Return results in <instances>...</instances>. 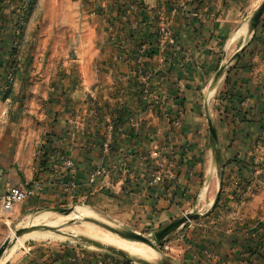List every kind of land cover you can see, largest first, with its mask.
I'll use <instances>...</instances> for the list:
<instances>
[{
	"label": "crops",
	"instance_id": "obj_1",
	"mask_svg": "<svg viewBox=\"0 0 264 264\" xmlns=\"http://www.w3.org/2000/svg\"><path fill=\"white\" fill-rule=\"evenodd\" d=\"M258 1L110 2L112 28L106 31L111 33L109 39L115 46L109 56L101 57L103 61L99 58L101 64L91 69L100 73L107 63L114 64L118 96L113 103L116 114L109 118L114 126H101L100 133H89V115L84 116V105L89 103L86 94L81 101L66 98L64 103L60 99L63 107L55 106L61 117L53 124L54 152L44 169L37 162L32 164L21 158L14 128L21 114L19 100L4 98L13 61V34L1 30L0 194L13 188L33 192L13 213L21 207L33 211L59 201H80L110 212L129 210L130 219L145 215L154 222L162 216L170 219L180 208L179 203L189 201L200 187H207L208 191L214 187L218 195L221 184L215 169L217 151L210 134L207 106L226 86L234 89L238 95L234 100H241L245 109L255 106L251 94L242 97L251 87L249 64L243 63L245 55L238 63L232 61L234 54L229 56L228 52L235 46H230L229 41L237 31L236 25L242 24L244 17L248 19L246 15ZM119 9L126 11L122 20H118ZM136 9L142 12H135ZM162 25L171 29L176 45L160 37ZM233 67L236 69L231 70ZM86 70L89 74L90 68ZM229 73L232 77L227 80ZM243 98L247 104L242 103ZM244 112L252 113L248 109ZM249 116L245 115L246 119L236 124L233 131L227 128V116L224 120L220 117L225 136H237L244 144L249 137L243 127L248 125ZM230 120L232 125L238 121L232 117ZM216 134L218 138L217 131ZM111 136V150L105 153L103 145ZM155 149L161 153V160L150 158ZM63 156L74 161V169L65 168L60 161ZM160 164L175 172L174 184H150ZM195 228L177 243L182 249L184 244L183 258L187 264H264L262 237L259 242L255 234L236 230L216 237L213 231L201 234ZM30 248L6 264H133L65 246L39 244Z\"/></svg>",
	"mask_w": 264,
	"mask_h": 264
},
{
	"label": "rangeland",
	"instance_id": "obj_2",
	"mask_svg": "<svg viewBox=\"0 0 264 264\" xmlns=\"http://www.w3.org/2000/svg\"><path fill=\"white\" fill-rule=\"evenodd\" d=\"M110 2L114 4L116 0H0V32L2 30L6 34H13V48L10 53L13 61L4 98L19 100L18 107L21 109V114L14 128L18 135L21 158L26 162H37L40 165L43 156L46 153L50 156L54 151L53 124L61 117L55 106L63 107L60 99L64 103L66 98L81 101L86 94L89 103L84 105V116L89 115V133H100L101 126L104 128L109 125L114 126L113 123H109V118L112 119L116 114L113 103L118 96L114 64L107 63L104 67L105 71L100 69V73L98 70L94 72V68L91 69L101 64L99 58L109 56V52L113 51L115 46L109 39L111 33L106 31L112 28L110 27L112 20L109 21L113 17ZM263 4L264 0H259L246 15L248 19L245 17L241 19L243 22L236 25L235 31L246 27L248 32L251 19ZM135 12L142 10L136 9ZM254 37H256L255 41H253ZM231 39L229 45L235 44V46L229 50V56L235 55L244 44L249 46H246V52L245 48L233 61H238L241 55H245L243 63L249 64L251 80L248 83L251 87L242 97L251 94L255 102L251 101V104L255 106L247 108L252 111L251 114H245L244 111L247 109L240 104L241 100H234L238 95L228 86L221 87L217 96L208 103L210 118L213 119V125L219 133L215 169L218 172L217 178L221 189L219 203L215 208L212 207L217 196L214 187L210 191L207 187L203 190L200 187L189 201L179 203L180 208L172 213L170 219L162 216L154 222L144 218L145 215L130 219L129 210L110 212L106 209L88 207L80 201L69 204L59 201L51 206L38 207L33 211L21 207L18 213H13L9 224H5V221L0 219V247L7 239L14 238L18 230L31 226L40 227V225L59 228V232L43 233L55 234L66 240L26 239L16 251H12L18 241L32 233L26 234L27 236L19 238L11 245L12 249L7 250L0 261L11 251L13 253L9 260L20 255L28 247L39 244L71 247L83 253L90 252L123 259L110 251L85 242L87 239L99 246L116 249L138 263L187 264L183 258L184 244L182 249L177 243L183 241L184 235L186 236L190 230L189 225H194L191 230L196 227L195 229L201 234L213 231L216 237L232 230L245 234L252 233L261 242L262 238L264 239V142L259 138L264 137V14L256 31L252 35L248 34L247 40L240 39L231 43ZM101 59L103 61V58ZM86 67L90 68L89 74ZM235 69V67L231 68V70ZM240 69L244 68L240 66ZM230 77L232 76L229 73L227 80ZM242 103L247 104V100H242ZM225 115L230 124L231 117L238 119L235 124L228 125L227 128L231 131L236 124H241L240 121L246 119L245 115H250L248 125L243 127V130L248 132L245 133L247 136L238 132L242 137L250 138L244 144H241L242 139L237 136L233 137L234 139H231L229 133L227 137L225 136L226 128L220 122V117L223 119ZM4 117L7 119L6 114ZM47 159L49 161V157ZM44 168L46 167H42ZM203 191L206 192V198L201 201ZM71 208H74V211L77 208H85L89 211L88 216L66 220V215L53 212L54 209ZM41 214H48L51 218L49 221L57 224L32 223ZM198 214L202 216L192 220V224L187 223L186 226H182L155 250L147 244L126 239L87 220H95L117 231L137 233L152 240L153 233L159 232L185 215ZM91 228H94L93 231ZM71 231L77 235H71ZM89 234H96L99 238L120 239L119 241L135 247L150 248L149 250L153 251L156 257L154 260H148L131 256L125 249L115 248L114 245L93 238L91 237L93 235Z\"/></svg>",
	"mask_w": 264,
	"mask_h": 264
},
{
	"label": "water",
	"instance_id": "obj_3",
	"mask_svg": "<svg viewBox=\"0 0 264 264\" xmlns=\"http://www.w3.org/2000/svg\"><path fill=\"white\" fill-rule=\"evenodd\" d=\"M264 14V4L258 9V11L255 13V15L253 16V18L250 21L249 24V28H248V33L249 35L254 34V32L256 31L260 19L262 17V15ZM247 44H244L240 50L235 53V55L232 58V61L237 59L239 57V55L241 54V52L246 48ZM209 129H210V134L211 137L214 141V149L217 148L218 145V138H217V134L216 131L213 127V124L211 122V119L209 118ZM219 199H220V192L218 193V195L215 198V201L212 205L213 208H215L217 206V204L219 203ZM74 208L71 209H54L53 212L55 213H60V214H64L66 216L70 215L72 212H74ZM202 215H185L184 217H182L181 219L169 224L167 227L163 228L162 230H160L159 232L153 233L152 234V240L147 239L143 236H141L140 234L137 233H133V232H120L117 231L116 229H113L107 225L101 224L95 220H91V219H87L90 222H94L95 224H98L104 228H106L107 230H109L112 233L118 234L126 239L129 240H133V241H138L144 244L149 245L152 249H156L157 246H160V244L165 241L169 236H171L173 233H175L177 230H179L182 226H184L187 222L192 221L198 217H201ZM75 222V221H72ZM36 231H41V232H59V228H53V227H46V226H40V227H29V228H24V229H20L15 233V237L14 238H9L7 239L3 245L0 247V259L4 256V254L7 252V250H9L11 248V245L14 244L19 238H22L23 236H25L26 234H30ZM85 242L90 243L91 245L97 247V248H101L107 251L112 252L113 254L122 257L124 260H127L133 264H147V263H138L134 260H132L131 258L127 257L125 254H123L120 251H117L116 249H111V248H106L102 245H98L97 243H94L91 240H87L85 239Z\"/></svg>",
	"mask_w": 264,
	"mask_h": 264
},
{
	"label": "built area",
	"instance_id": "obj_4",
	"mask_svg": "<svg viewBox=\"0 0 264 264\" xmlns=\"http://www.w3.org/2000/svg\"><path fill=\"white\" fill-rule=\"evenodd\" d=\"M159 35L162 39L167 40L171 45H176L175 39L173 37V33L167 25H162L160 27ZM259 139L260 141L264 142V137H261ZM112 144H113V138L111 136L105 141L103 145V150L105 153H108L111 150ZM150 158H153L155 160H161L162 156L161 153L157 149H155L151 152ZM60 161H62L66 169L72 170L75 168L74 161L66 156H63L60 159ZM98 172L100 173L101 171ZM96 175L93 176V179ZM175 182H176L175 172L166 170L162 164L159 165V169L151 176L150 179V184L153 186L163 185V184H174ZM70 186H73V184ZM32 193L33 192L31 190H26V189L20 190L17 188H13L9 190L7 193L0 194V218L5 221V224L10 223V219L13 215V211L15 207L23 203L27 199V197L32 195ZM187 223H191V221ZM186 224L184 226H186ZM193 227L194 225H189L190 230ZM27 249L28 251L31 250L30 247H28ZM165 249L169 250V248L167 247H165Z\"/></svg>",
	"mask_w": 264,
	"mask_h": 264
},
{
	"label": "bare ground",
	"instance_id": "obj_5",
	"mask_svg": "<svg viewBox=\"0 0 264 264\" xmlns=\"http://www.w3.org/2000/svg\"><path fill=\"white\" fill-rule=\"evenodd\" d=\"M248 32H247V29L246 27H243L241 28L239 31H237L231 38V43L233 42H236L238 40H247L248 39ZM212 173V172H211ZM212 175V174H211ZM217 184V183H216ZM205 191H203L202 193V196L200 197V200L203 201L206 197H205ZM88 210L85 209V208H77L76 211L72 212L70 215H68L66 217V220H74V219H77L78 216H88ZM45 213V212H43ZM49 215L48 214H41L39 215L38 217L35 218V220L32 222V223H35V224H39L41 222H49V225H56L57 222H51L49 221ZM84 218V217H83ZM82 218V219H83ZM51 219V218H50ZM78 219H81V218H78ZM60 220V219H59ZM58 221V220H57ZM62 221V220H61ZM76 221V220H75ZM59 223V222H58ZM61 223V222H60ZM47 224V223H46ZM45 225V224H44ZM42 226V225H40ZM47 226V225H46ZM32 227V226H31ZM34 227V226H33ZM56 228V227H55ZM94 229V228H93ZM93 229L91 228V231H93ZM95 231V230H94ZM91 233V232H90ZM94 233V232H93ZM70 234L74 235L75 232L74 231H71ZM66 235V234H64ZM70 235V236H71ZM77 235V234H75ZM90 235V234H89ZM93 235V236H91ZM90 236L93 237V238H97L103 242H106V243H110L112 245L116 247H119V248H122V249H125L131 256H137V257H143V258H146L148 260H154L155 257H156V254L145 248V247H142V246H132V245H128L122 241H119L117 239H112V238H99L98 236H96V234H91ZM27 236V235H26ZM26 239H32V240H47V239H52V240H63L65 238L61 237V236H58V235H55V234H50V233H43V232H35V233H32L30 234L29 236L25 237V238H22L20 241L17 242V244L15 246H13L14 248L12 249V251H16L24 242V240ZM96 239V240H97ZM66 240V239H65ZM113 246V247H114ZM118 248V249H119ZM10 250V249H9ZM121 250V249H120ZM11 251V253H13ZM8 254L6 255L1 261H0V264H5L7 260H9V258L12 256V254ZM14 257V256H13ZM144 261V260H143ZM147 263V262H146Z\"/></svg>",
	"mask_w": 264,
	"mask_h": 264
},
{
	"label": "trees",
	"instance_id": "obj_6",
	"mask_svg": "<svg viewBox=\"0 0 264 264\" xmlns=\"http://www.w3.org/2000/svg\"><path fill=\"white\" fill-rule=\"evenodd\" d=\"M123 17H126V11H125V10H122V9H121V10L119 9V15H118V18H119V19H118V20H122ZM255 40H256V37L253 38V41H255ZM253 41H252V43H253ZM252 43H251V44H252ZM247 47H249V46H247ZM247 47H246V49H245V52L247 51ZM53 152H54V151H53ZM53 152H52V153H53ZM52 153H50V154H52ZM48 155H49V153H48ZM43 157H44V158H43V162H42V164H40V166H41V168H42V167H46V168H47V165H46V164H47V162H48V161H47V160H48L47 158H48L49 156H47V153H46ZM68 175H69V174H68ZM66 178H67V177H66Z\"/></svg>",
	"mask_w": 264,
	"mask_h": 264
}]
</instances>
